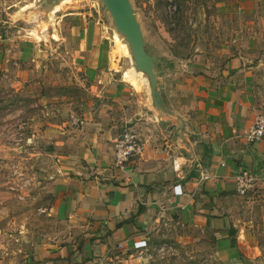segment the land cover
I'll return each instance as SVG.
<instances>
[{"label":"crops","instance_id":"0c3cea01","mask_svg":"<svg viewBox=\"0 0 264 264\" xmlns=\"http://www.w3.org/2000/svg\"><path fill=\"white\" fill-rule=\"evenodd\" d=\"M86 6V13L57 12L58 25L64 27L68 18L71 30L56 31L65 47L61 61L72 60L90 82L88 99L70 119L62 117L34 135L45 143L56 139L46 150L56 155L59 166L42 185V192L52 197L48 221L55 227L13 248L19 256L13 264H105L114 257L132 264L133 249L144 243L149 248L166 228L180 232L183 244L208 235L227 263L261 264L257 247L247 243V231L236 226L232 207L241 171L264 182V140L248 142L252 115L264 112L252 103L250 93L248 63L253 56L244 52L220 69L197 70L192 61L167 67V58L149 53L157 60L158 108L152 90L134 72L116 79L96 8ZM163 41L154 37L155 50L158 45L167 48ZM45 52L29 35L0 34V83L53 104L55 99L45 95L53 83ZM61 76L54 75V86ZM59 106L68 111V103ZM124 130L136 132L145 149L121 170L115 167V153Z\"/></svg>","mask_w":264,"mask_h":264},{"label":"rangeland","instance_id":"374dc122","mask_svg":"<svg viewBox=\"0 0 264 264\" xmlns=\"http://www.w3.org/2000/svg\"><path fill=\"white\" fill-rule=\"evenodd\" d=\"M131 3L149 43L148 53L162 60L167 58V67H175L170 62L192 61L193 65L198 64L197 70L220 69L240 53L251 54L248 64L253 76L249 85L252 103L264 110V0H131ZM78 4H82V9H76ZM86 5L96 8L104 46L110 53L108 65L117 74L116 79L124 80V73L132 71L141 85L151 89L147 76L136 68L131 47L118 32L103 0H0V34L10 38L29 35L50 55L54 75H62L59 85L54 86L52 73L53 83L45 91L48 99H55L53 104L47 100L40 103L22 91L8 88V83H0V264L16 262L19 256L11 250L22 248L25 238L55 227L48 221L52 197L42 192V185L50 182L59 166L56 155L46 150L54 147L56 139L45 143L34 139V135H41L62 117L70 119L88 99L90 82L72 60L61 61L65 47L58 43L56 31L71 30L68 18L64 27L58 25V13H63L62 16L76 10L86 13L83 9ZM154 37L166 41L167 48L158 45L155 50ZM163 54L169 57H162ZM65 103L68 111L60 109L59 105ZM252 175L253 187L247 194L234 198L232 207L236 209V226L239 231H247V243L257 247L255 253L264 264V182ZM172 230L166 228L149 248H134L130 253L132 264H234L220 258L208 235L183 244L178 240L180 232ZM113 259L105 264H128L123 257Z\"/></svg>","mask_w":264,"mask_h":264},{"label":"water","instance_id":"95a60500","mask_svg":"<svg viewBox=\"0 0 264 264\" xmlns=\"http://www.w3.org/2000/svg\"><path fill=\"white\" fill-rule=\"evenodd\" d=\"M107 10L113 16L118 32L129 43L136 68L147 76L153 96V102L161 108L162 98L157 92V75L155 73L157 60L146 50V42L131 0H103Z\"/></svg>","mask_w":264,"mask_h":264},{"label":"built area","instance_id":"2783aa9c","mask_svg":"<svg viewBox=\"0 0 264 264\" xmlns=\"http://www.w3.org/2000/svg\"><path fill=\"white\" fill-rule=\"evenodd\" d=\"M251 129L248 133L249 143H258L264 140V112L253 114ZM144 144L140 136L131 130H124L117 139L115 153V167L124 170L131 161L144 153ZM254 178L251 171L243 170L236 177L237 192L243 196L253 187ZM123 248V246H121ZM136 249L147 248V243L138 245Z\"/></svg>","mask_w":264,"mask_h":264}]
</instances>
